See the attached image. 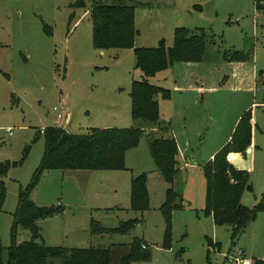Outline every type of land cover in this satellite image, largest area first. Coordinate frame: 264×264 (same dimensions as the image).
<instances>
[{"label": "rangeland", "instance_id": "obj_1", "mask_svg": "<svg viewBox=\"0 0 264 264\" xmlns=\"http://www.w3.org/2000/svg\"><path fill=\"white\" fill-rule=\"evenodd\" d=\"M74 1L0 0V162L13 163L5 176L0 175L5 186L0 209V243L4 252L12 242L19 188L30 184L40 163L45 147L41 129L55 123L53 107L60 104V98H66L68 93L70 98H82L80 102L91 106L89 111L93 114L79 113L76 119L98 122L101 102L97 98L121 102L127 98L132 80L141 78L132 51L108 49L119 52L116 64L113 63L116 55H99L100 49L92 45L88 11L72 8ZM126 2L135 9L138 42L140 38L158 39L157 43L168 48L173 43L176 25L193 30L201 27L208 34L204 59L193 65L200 68L194 69L192 75H204L208 86L216 89L207 90L209 93L203 95L202 102L197 96L194 100L192 94L183 95L185 106L178 114L173 113L172 118L169 114L167 119V109L163 107L168 103L156 96L162 105L161 126L170 124L176 132L185 134L177 142L180 169L172 187L189 206L173 212L172 245L163 248L165 222L159 206L168 184L158 174L148 148L147 133L152 124L135 120L132 125H142L144 133L138 145L128 151L126 169L42 172L31 199L38 206L60 207L62 211L37 222L41 235L38 242L85 248L123 244L138 238L147 246L150 257L131 264H230L226 256L238 247L246 257L256 258L264 253V236L254 239L253 231L246 226L232 244L229 229L215 226L204 212L202 165L225 142L237 115L250 109L254 122V168L247 170L252 191H245L243 200L245 196L251 200L260 197L264 191V11L255 9L254 0ZM72 12L75 15L71 16ZM234 50L248 54L249 60L224 59V52ZM96 66L102 67L96 69ZM253 66L256 82L238 79L252 75ZM184 68L183 62H176L148 80L168 89L174 76L191 75ZM80 80L91 83L83 92ZM163 119L166 121L162 122ZM75 124L74 121L72 132L85 131ZM183 156L190 165L184 166ZM247 159L248 153H245L241 163L247 165ZM140 173H146L150 193L149 209L145 212L129 209V177ZM91 218L111 228L128 219L140 222L134 223L127 232L94 235L90 232ZM253 220L250 224L259 232V221L252 223ZM29 239V231L17 226L15 243ZM211 239L219 244V251L208 245ZM181 247L184 253L177 259L175 254Z\"/></svg>", "mask_w": 264, "mask_h": 264}, {"label": "trees", "instance_id": "obj_2", "mask_svg": "<svg viewBox=\"0 0 264 264\" xmlns=\"http://www.w3.org/2000/svg\"><path fill=\"white\" fill-rule=\"evenodd\" d=\"M72 8H85L92 24V45L96 49H132L135 67L141 78L133 79L130 87V114L133 120L157 125L147 133L148 148L154 165L168 184L164 201L159 206L165 222L163 248H170L172 213L184 208L183 199L172 183L178 172V146L171 135L169 125L161 126L156 96L169 98L170 90L149 82L148 78L165 70L175 62H199L202 60L208 34L204 28L189 29L178 26L173 30V43L166 48L163 43L153 47H136L134 39L138 34L135 26L134 6L126 0H75ZM257 11H264V0H254ZM75 15L72 12L71 16ZM228 61H247L249 55L243 51L224 52ZM264 100V99H263ZM252 116L250 109L239 118L232 136L211 159L202 165L205 178L204 212L212 216L216 225L230 228L231 242L244 232L257 213L264 212V191L252 206L245 204L242 196L252 191V184L246 170L237 169L227 158L230 152L245 154L251 144ZM144 129L141 127L91 128L83 133H71L56 126L44 128L45 147L40 163L30 184L19 188L17 205L13 213L12 242L5 250L0 243V264H131L149 259L150 253L142 240L134 238L123 244L107 247H62L48 246L38 242L41 235L37 221L58 214L60 207L38 206L30 197L42 172L50 169L121 170L125 169V153L138 145ZM230 158L234 159L231 154ZM8 160L0 162V175L10 169ZM147 175L140 173L130 180L129 209L144 212L149 209ZM5 196L4 182L0 181V209ZM139 219H128L117 227H106L90 219L92 234L127 232ZM17 226L27 229L30 239L15 243ZM209 246L219 244L208 242ZM184 248L175 254L181 259ZM253 264H258L255 261Z\"/></svg>", "mask_w": 264, "mask_h": 264}, {"label": "crops", "instance_id": "obj_3", "mask_svg": "<svg viewBox=\"0 0 264 264\" xmlns=\"http://www.w3.org/2000/svg\"><path fill=\"white\" fill-rule=\"evenodd\" d=\"M177 26L178 25H176L175 27H177ZM175 27H173V29ZM138 37H139V30H138V34L136 35V37L134 39V46H136V47H153V46H157L159 44V43H157V42H159L158 39H154V40L152 39L151 40V38H150V40H148V38H142V39L140 38V41L138 42L137 41V38ZM154 42H156V43H154ZM128 50L132 51V49H128ZM105 54H107V55H109L111 57H114V55H116V57H114L115 58V61H113V63L116 64V63L119 62V55H120L119 52H113L112 50H108V49L107 50H105V49L100 50L99 55H105ZM203 59H204V56H203L202 60ZM201 61H199V62H194V61L183 62V64L185 65L184 70H186V71H184L182 69L181 70L184 71L185 73L191 74V75H188V76L187 75H184V76H174V79H172L170 88H168L170 90V97L169 98H166V99L161 98L162 101H165L166 103H168V105H164V107H163V108L166 107V109H167V115L165 116V119L168 118L169 114L171 116L170 118H172V116H173L172 114L173 113L178 114L179 110L181 108H183V106H185L182 103V96L183 95H185V94H192V97H193L194 100H195L194 97L197 96V97H199L201 99V102H202V100L204 98L203 95H205L206 93H209L208 91H211V90L216 89V87H209L208 86V83H207L206 79L204 78V75H198V76H193L192 75V73H194V69H197L198 70L200 68V66H198V65L197 66H193V65H196L197 63H200ZM173 64H171L168 67H172ZM101 67L102 66H96L95 68L96 69H100ZM162 71H164V70H162ZM4 75L6 77H8V74L7 73H4ZM243 78H245L247 80V82H249V80H251V79L256 82L257 78H256L254 66H253V69H252V75L240 76L238 79L239 80L240 79L242 80ZM131 83L129 84V92H130ZM79 85L82 88L81 92H83L84 90H86L88 88V86L91 85V83L89 81L86 82V81L80 80L79 81ZM117 88L119 90L121 87L118 86ZM129 92H128L127 98H124L123 101L118 102V103L110 102L109 100H106V99L101 100V98H97V100L101 102L100 103L101 104V110H100V116L101 117L99 119H97L98 122L97 121H94V120L88 121L85 118H82V119L77 120L76 119V116L79 113H80V115H84V114L85 115H90V114H93V113H91L89 111V109H91L92 107L89 106V105L83 104L82 102H80L82 100V98H80V97H78V99H76V97L70 98L71 93H68V95H67L66 98H63V96H62L60 98V101H62L64 103L63 104V110L65 111V113H67L68 119H69L68 124L65 125L64 129H66L68 132L74 133V132L71 131V128H72L71 126L74 124V121H75V123H77V124H75V126H78L79 128H82V129L85 128L84 129L85 130L84 132L88 131L91 128H108V127H121V128H124V127H137V126H133L132 125V121H135V120L132 119L131 114H130L131 101H130ZM157 101H158L159 119H160V117L162 116V112H161L162 111V105H161V103H160L159 100H157ZM168 109L170 110V113H169ZM241 115H242V113L241 114H238L237 117L235 118V120L233 121V124H232L231 129H230V133L226 136L225 142L226 141L228 142L230 140V138L232 136V133H233V131H234L235 127H236V124H237L239 118L241 117ZM130 119H131V121H130ZM165 119H163L162 122L166 121ZM250 122L252 124V131H253V129H254V122H253L252 118H251ZM52 124L53 125H51V126H55L56 123H52ZM138 127H141L142 128V125L141 126H138ZM182 127H184L186 129L187 126L186 125H183ZM155 128H157V125L156 124L150 126L149 127V130H153ZM232 129H233V131H232ZM169 130L171 132L172 137L176 141V143L177 142H180L181 136L185 135L183 132L182 133L176 132L175 131L176 129L174 127L171 128V125L170 124H169ZM81 133H83V132H81ZM251 136H252L251 144L247 147V149L245 151V153H248V159L245 161V163H247V165H244L243 164L244 162L241 163V157H242L243 154H241L239 152H230L228 154V156H227L228 160L237 169H242V170H246V171L247 170H250L251 171L254 168L253 135H251ZM225 142H223L218 148H220ZM216 150L213 153H211L209 159H211L213 157V155L216 152ZM128 151H126L125 157L127 156ZM231 154L234 155V159L230 158V155ZM178 157H181V155L179 154V146H178L177 160H178ZM182 162H183L184 166L185 165L188 166V165L191 164L190 161H187L186 156H183L182 157ZM179 164L180 163H179V160H178V172H179V169H180ZM243 168H245V169H243ZM178 172L176 173V175L178 174ZM158 174L160 175L159 172H158ZM176 175H175V177H176ZM133 176H135V175H131L129 177V181L131 180V178ZM248 176H249V173H248ZM175 177H174V180H175ZM148 194H149V201H150V193H149V191H148ZM180 195L182 196V194H180ZM204 197H205V195H204ZM243 197H244V194L242 196V199H243ZM258 199H259L258 196L254 197L252 200L249 198V196H245V199L243 201L245 202V204H247L249 206H252V205H254L256 203V201ZM183 203L185 204L184 205V208L187 207V206H189V204H186L184 201H183ZM184 208H182V209H184ZM182 209H177V210H182ZM177 210H174L173 212H176ZM172 215H173V213H172ZM207 215H209V214H207ZM50 217H52V216H50ZM208 218L211 219V221L213 222V224L215 226H217V227H227L229 229V231H230V228L227 225H216L214 223L213 218H212L211 215H209ZM43 219H46V218H43ZM43 219H40L37 222H39V221H41ZM257 221H259V224L257 225V227H258L257 229H259V232L256 231V230H254V228H253V225L254 224H250L251 222L247 225V227L250 228L253 231V237H254V239H259V238H262L264 236V212L257 213V215H256V217H255V219L253 220L252 223H256ZM211 241H212L213 244L216 243V241H214L212 239H211ZM50 246H58V245H50ZM211 247L214 248V250L219 251V247H216V248L214 246H211ZM226 258L229 260V258L227 256H226ZM250 258L254 262L257 261L258 264H264V253L258 254L256 258H254V257H250ZM229 263L230 264H233L230 260H229Z\"/></svg>", "mask_w": 264, "mask_h": 264}, {"label": "built area", "instance_id": "obj_4", "mask_svg": "<svg viewBox=\"0 0 264 264\" xmlns=\"http://www.w3.org/2000/svg\"><path fill=\"white\" fill-rule=\"evenodd\" d=\"M63 104L64 103L61 101L60 104H58V106L53 107L56 117L55 126L61 128H64L69 121L67 113H65V111L63 110ZM44 128L45 127L41 129L42 133L44 131ZM227 257L233 264H253L252 259L243 255V252L240 248H236L235 252L228 255Z\"/></svg>", "mask_w": 264, "mask_h": 264}]
</instances>
